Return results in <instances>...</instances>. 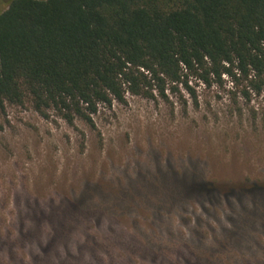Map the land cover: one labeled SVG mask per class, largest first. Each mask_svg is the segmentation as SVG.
Here are the masks:
<instances>
[{
    "label": "rangeland",
    "instance_id": "1",
    "mask_svg": "<svg viewBox=\"0 0 264 264\" xmlns=\"http://www.w3.org/2000/svg\"><path fill=\"white\" fill-rule=\"evenodd\" d=\"M188 85L91 123L4 103L0 264H264V95Z\"/></svg>",
    "mask_w": 264,
    "mask_h": 264
},
{
    "label": "trees",
    "instance_id": "2",
    "mask_svg": "<svg viewBox=\"0 0 264 264\" xmlns=\"http://www.w3.org/2000/svg\"><path fill=\"white\" fill-rule=\"evenodd\" d=\"M223 75L264 95V0H9L0 10V108L29 102L43 118L91 123L127 93L166 99L182 86L195 100L190 78L210 86Z\"/></svg>",
    "mask_w": 264,
    "mask_h": 264
}]
</instances>
